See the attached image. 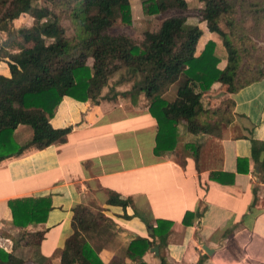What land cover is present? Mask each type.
<instances>
[{
	"label": "crops",
	"instance_id": "obj_1",
	"mask_svg": "<svg viewBox=\"0 0 264 264\" xmlns=\"http://www.w3.org/2000/svg\"><path fill=\"white\" fill-rule=\"evenodd\" d=\"M187 22L202 31L195 53L212 39L222 68L220 37L205 20ZM7 37L0 43L7 44ZM3 57L0 73L7 74ZM118 71L101 87L96 104L62 96L48 124L70 126L63 140L44 146L28 143L0 156V246L20 258L19 264H59L72 229V206L91 200L102 207L112 231L97 242L99 247L89 240L105 264L134 263L126 246L134 236L150 238L156 219L170 225L163 239L155 236L142 253L143 261L158 263L162 256L165 264H264V76L234 92L215 80L202 90V106L231 99L229 121L210 133L182 132L173 149L156 155L157 124L147 99L140 94L134 104L121 96L135 75ZM177 83L166 84L163 97L171 100ZM31 134L28 124L19 123L13 139L22 144ZM107 190L130 202L124 207L106 203ZM25 196H44L50 207L43 220L15 225L7 202ZM186 211L190 214L184 222ZM155 244L157 252L151 249Z\"/></svg>",
	"mask_w": 264,
	"mask_h": 264
},
{
	"label": "trees",
	"instance_id": "obj_2",
	"mask_svg": "<svg viewBox=\"0 0 264 264\" xmlns=\"http://www.w3.org/2000/svg\"><path fill=\"white\" fill-rule=\"evenodd\" d=\"M166 1L180 11L187 7L186 0ZM199 1L200 18L220 37L225 58L222 68L212 39L195 53L201 28L181 14L163 17L155 29H144L136 41L127 34L107 31L113 7L121 21H130L129 0H0V26L27 15L30 24L20 27L19 34L33 41L10 52L0 45L8 71L0 73V156L16 153L28 143L44 146L63 140L70 126L48 124L62 96L96 104L101 87L121 67L135 73V78L131 88L119 94L134 104L143 94L156 121L154 154L173 149L182 132L210 133L222 121H229L232 100L225 97L216 106L203 107L201 92L217 79L225 84L226 92H234L264 76V48L256 41L264 25V0ZM153 3L151 11L158 8L157 0ZM174 81H178L175 96L167 100L162 91ZM19 123L28 124L32 132L22 144L13 139ZM129 202L128 197L107 190L106 203L124 207ZM7 206L11 222L23 226L43 220L50 204L44 196H25L9 199ZM169 225L168 220L156 219L150 238L137 235L130 239L125 254L134 260L132 264H165L162 256L158 263H149L141 255L155 243V236L163 239ZM71 228L59 264H105L97 253V242L106 240L112 231L102 207L91 200L73 205ZM96 237L94 247L89 240ZM20 261L0 246V264Z\"/></svg>",
	"mask_w": 264,
	"mask_h": 264
},
{
	"label": "rangeland",
	"instance_id": "obj_3",
	"mask_svg": "<svg viewBox=\"0 0 264 264\" xmlns=\"http://www.w3.org/2000/svg\"><path fill=\"white\" fill-rule=\"evenodd\" d=\"M130 3V21L123 22L119 19V15L116 11V7H113L110 18V24L107 29L110 34L123 33L131 36L136 41L141 40L142 31L144 29H155L163 17L173 15V14H181L185 17L187 21L197 22L202 21L204 19L200 18L199 7L201 6V2L199 0H187V7L184 10H178L172 8L167 4L166 0H157V10L151 11V7H153V0H129ZM13 21V20H12ZM4 21L0 26V41L3 37H7V35L13 33V37H7L4 42L10 39L7 44L0 45L4 48L5 52L15 51L19 48L23 43L30 44L33 41L23 40L19 34V27L26 26L30 24L31 18L27 17V15H23L15 21ZM201 23V22H199ZM205 26L209 29L207 22L205 21ZM12 28V29H11ZM12 30H15L12 32ZM264 25L261 31L256 36V41L258 44L264 48ZM8 32V33H7ZM20 36V37H19ZM255 37V36H254ZM3 42V43H4ZM120 71L117 74L122 76L131 75L126 67L119 68ZM118 70V69H117ZM115 75L118 77V75ZM135 75V73H134ZM177 85V84H176ZM177 87V86H176ZM96 237V242L98 241Z\"/></svg>",
	"mask_w": 264,
	"mask_h": 264
},
{
	"label": "water",
	"instance_id": "obj_4",
	"mask_svg": "<svg viewBox=\"0 0 264 264\" xmlns=\"http://www.w3.org/2000/svg\"><path fill=\"white\" fill-rule=\"evenodd\" d=\"M10 36L13 37V36H14L13 33H11ZM148 229H149V231H150V227H148ZM202 247L205 249V251H207V248H206V246H205L204 244H202ZM151 249L154 250V252H157V245H156V244L153 245V246L151 247Z\"/></svg>",
	"mask_w": 264,
	"mask_h": 264
}]
</instances>
